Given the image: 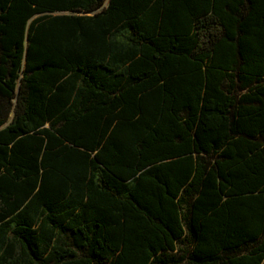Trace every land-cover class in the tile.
Masks as SVG:
<instances>
[{
    "label": "trees",
    "instance_id": "1",
    "mask_svg": "<svg viewBox=\"0 0 264 264\" xmlns=\"http://www.w3.org/2000/svg\"><path fill=\"white\" fill-rule=\"evenodd\" d=\"M0 264H264V0H0Z\"/></svg>",
    "mask_w": 264,
    "mask_h": 264
}]
</instances>
